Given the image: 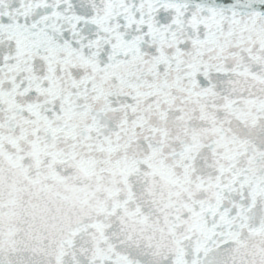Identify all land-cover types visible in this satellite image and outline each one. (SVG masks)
<instances>
[{
  "label": "snow or ice",
  "instance_id": "6c2138e0",
  "mask_svg": "<svg viewBox=\"0 0 264 264\" xmlns=\"http://www.w3.org/2000/svg\"><path fill=\"white\" fill-rule=\"evenodd\" d=\"M0 264H264V0H0Z\"/></svg>",
  "mask_w": 264,
  "mask_h": 264
}]
</instances>
